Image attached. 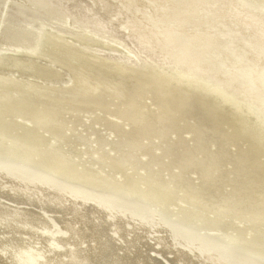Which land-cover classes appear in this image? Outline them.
<instances>
[{"label":"bare ground","instance_id":"1","mask_svg":"<svg viewBox=\"0 0 264 264\" xmlns=\"http://www.w3.org/2000/svg\"><path fill=\"white\" fill-rule=\"evenodd\" d=\"M210 87L264 113V0H0V110L29 99L0 115V142L22 149L0 156V264H264L225 240L264 243V216L234 215L247 197L264 213V124ZM52 160L114 186L38 168ZM123 175L178 183L150 188L172 195L170 219ZM184 187L200 198L185 212Z\"/></svg>","mask_w":264,"mask_h":264},{"label":"water","instance_id":"2","mask_svg":"<svg viewBox=\"0 0 264 264\" xmlns=\"http://www.w3.org/2000/svg\"><path fill=\"white\" fill-rule=\"evenodd\" d=\"M42 44H45L44 39L41 40L39 46H41ZM192 79L195 82H199V83H201L204 86L206 85V83L200 82V81H198V80H196L194 78H192ZM74 80H75L74 82H77L78 79L75 77ZM87 81H88L87 83H89L92 80L88 79ZM89 85H90V83H89ZM207 85L210 86L209 84H207ZM205 87H207V86H205ZM101 88L102 87L99 86L98 88L96 87L95 90L99 91V90H101ZM211 89L213 90V92H215L219 96L226 98L231 103H234L236 105V107L238 105L240 106L241 104H243V106H247L248 109H250L251 111L255 112L259 116V119L261 120V123L264 124V113L262 114V113H260V111L258 112L257 109L254 108L257 105L256 106L253 105L254 106L253 107L251 105L245 104L244 102H239L238 100H235L233 97L226 95L220 89H217L215 87H212ZM28 103H29V99L26 98L25 96L21 95L20 100L12 101L10 104H6L3 107V110L2 111L0 110L1 111L0 115L4 116L5 114H7V112L9 110H12L11 107H15L13 109V111H15L17 113L19 111L23 115H29V114H26L27 113L26 112V106H27ZM49 108L56 110V106H50ZM33 121L35 122V120H33ZM3 139H5V137L4 136H0V141L1 142L3 141ZM1 142H0V156H6L5 154H2L5 151H11V152L14 151L13 149L9 148L8 144H2ZM25 149H29V148L26 147ZM21 150L14 151V152L17 155H21L22 154ZM30 152L31 153H28L26 155H22L23 157H21V158H25L23 160L24 162L32 163V164H34L36 162H39L40 164H45L44 160L42 158L43 156H45L44 154L40 155L41 158H42L41 160H43V162H41L39 160L36 161V159L38 157L37 149L36 150H31L30 149ZM36 152H37V154H36ZM149 159H150V157H149ZM57 164H58V162L52 160V163L49 164L48 166L44 165V166L40 167V165H39L38 168L44 169L50 174L56 175L57 177H62V178L68 179L70 181L75 179L78 182L87 184V186L90 185V186H92L95 189H102V190L105 189V188H107V189L111 188L112 189L113 186H114V185H112V183L109 180L108 181H102V179H99L96 175H94V176L91 175L90 176V175H86V174H82V175L73 174V173H70L68 170H66L65 167L62 168L61 165L57 167ZM157 166L161 167L160 164H158ZM252 169L255 170V166ZM110 170H112V168H108L107 171L110 172ZM146 172L149 173V170L146 169ZM120 179H121L120 181L122 183H125V186H121V185L120 186L121 187H125L124 189H127L125 193L128 196H133V197H136L137 199L145 201L150 206L155 208L157 211H162L165 214L166 218L170 219V216H168L169 213H167L164 208H165V205L167 203V199H169V198L172 199V195L168 193L169 197H167V196H165L162 193H158V191H156V192L152 191V189H150V188H152V187H157V188L160 187L161 189H164L165 191L169 190L171 192H175V188H177V189L179 188V187H177L178 183L177 184L176 183H169L168 185H161V184H159L157 179H149V178H147L146 180H143V182H141V180L143 179L142 178V179H138V180H134V181L132 180V181H130L131 183H129L128 178L125 175H123L122 178H120ZM248 183L249 184H253L254 182L249 181ZM253 185H257V184H253ZM182 190L183 191L178 192L180 194V198L183 199V200L187 199L188 203L183 202V204H182V202H181L180 205H182V206H180V205L178 206L177 204H179V203L175 204V206H171V210L174 212V214H172L173 218H175L174 217L175 214L178 215V216H176L178 218L185 217V215H183L182 213L185 212V210L193 209L194 206H193L192 203H197L196 201L200 200L199 196H196V195L195 196L194 195L191 196L192 191L188 190L186 187H184V189H182ZM187 193H188V195H186ZM255 199L257 201H259V198H255ZM241 202L244 203V204H248V209H246L245 211H240L238 213L234 212V215L235 216H243V215H245L248 218H250V220H246V218H244V219L242 218L246 225H251L256 220H258L259 216H260V218H261V216H264V213H256L257 210L255 211L254 209L257 208L259 204H257L256 202H252L250 197L249 198L247 197L244 201H241ZM249 202L253 206V209H252L251 206H249L250 205ZM187 205H189V207H191V208H187ZM177 206H178L179 210H180V208H184V207H186V208L184 210H182L183 212L181 213L178 209L176 211H174V208H177ZM203 207L205 208V205ZM228 207L233 208L234 210L237 208L236 210H238V208H240L241 205H240V207H238V205H230ZM212 208H214V207H212ZM225 209L228 210L227 207H225ZM205 210H206V208H205ZM213 210L217 214V211H223L224 209L216 207ZM251 210H253L255 213H253V211H251ZM230 212L231 211H226V214H229ZM197 216L200 217L199 215H197ZM185 219H187V220H185V222H188V220L190 221V219H188V218H185ZM198 220L202 221V223L197 221L199 223L198 226H201V224H202L204 227H207L208 229H211V228H214V227L217 228L215 233H221L226 228V224L224 223L226 220L225 221H221V222H216V223H213L211 221L209 222V219L208 220H203V219L199 218ZM263 220L264 219L262 218L261 221H263ZM217 230H218V232H217ZM256 230L257 229L253 230L254 233H255ZM237 233H238L237 236L234 235V237L233 236L230 237V236L226 235L227 238H225V240H229L230 239L229 240L230 243L233 246H235V249H236L237 252L243 251L244 254H247L248 256L251 255L254 259L256 258V259L264 262V249H263L264 248V243H259V244L255 243V244H253V242H247V241L241 240L240 239V235H241L240 234L241 233L240 230H237ZM216 235H218V234H216ZM220 235L224 236L222 233ZM253 235H255V234H253Z\"/></svg>","mask_w":264,"mask_h":264},{"label":"rangeland","instance_id":"3","mask_svg":"<svg viewBox=\"0 0 264 264\" xmlns=\"http://www.w3.org/2000/svg\"><path fill=\"white\" fill-rule=\"evenodd\" d=\"M43 62V61H42ZM44 63H46V62H44ZM3 69H6V68H3ZM63 75H65V73H64V71H63ZM63 75H61V76H59L58 78H61ZM66 75H68V74H66ZM66 78V77H65ZM68 78H69V75H68ZM65 80H68V79H65ZM65 80H63V82L65 81ZM104 127H101V130H103L102 132L103 133H106V130H104L103 129ZM113 137V136H112ZM109 147H107V149H108ZM111 154H113V153H111ZM89 157H90V155H88ZM87 155H84V157H83V159L84 160H86V157H88ZM89 161V160H88ZM89 164H91V162H89ZM91 167H93V168H95V169H101V168H99L97 165H91ZM190 177H188L190 180H193L194 182H196L197 181V173L196 172H191L190 173V175H189ZM192 177V178H191ZM197 183V182H196ZM229 189V188H228Z\"/></svg>","mask_w":264,"mask_h":264}]
</instances>
